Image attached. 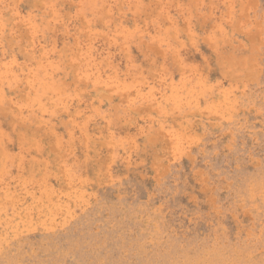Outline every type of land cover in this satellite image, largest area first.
I'll use <instances>...</instances> for the list:
<instances>
[{
  "label": "rangeland",
  "instance_id": "rangeland-1",
  "mask_svg": "<svg viewBox=\"0 0 264 264\" xmlns=\"http://www.w3.org/2000/svg\"><path fill=\"white\" fill-rule=\"evenodd\" d=\"M0 264H264V0H0Z\"/></svg>",
  "mask_w": 264,
  "mask_h": 264
}]
</instances>
